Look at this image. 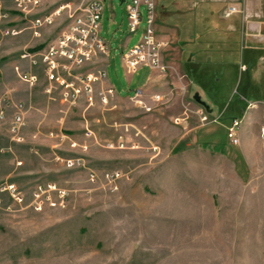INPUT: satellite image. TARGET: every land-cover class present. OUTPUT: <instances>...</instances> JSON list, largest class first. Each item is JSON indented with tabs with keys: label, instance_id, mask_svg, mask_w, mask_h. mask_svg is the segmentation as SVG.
I'll return each mask as SVG.
<instances>
[{
	"label": "rangeland",
	"instance_id": "374dc122",
	"mask_svg": "<svg viewBox=\"0 0 264 264\" xmlns=\"http://www.w3.org/2000/svg\"><path fill=\"white\" fill-rule=\"evenodd\" d=\"M104 1L113 89L103 77L90 98L65 97L40 70L32 86L10 74L25 114L17 136L0 120V264H264V0H158L164 69L143 93L150 69L121 56L145 7L132 34L130 0ZM54 17L40 26L52 37L70 23ZM33 45L10 37V60Z\"/></svg>",
	"mask_w": 264,
	"mask_h": 264
},
{
	"label": "built area",
	"instance_id": "2783aa9c",
	"mask_svg": "<svg viewBox=\"0 0 264 264\" xmlns=\"http://www.w3.org/2000/svg\"><path fill=\"white\" fill-rule=\"evenodd\" d=\"M16 10L24 16L30 15L43 0H13ZM69 0L54 10L52 16H60L63 12L70 19L69 25L61 31L59 36L45 49L30 53L23 51L20 58L25 59L29 66H41L48 81H55L64 87L65 97H76L80 92L90 98L92 84L100 78L105 77L103 71H97V75L88 74L82 76L80 70L85 65L95 64L101 57L107 55V44L100 35L101 20L104 11L103 0ZM145 7V27L139 42L126 53L122 54L121 61L125 70L135 73L140 68L160 69L161 51L165 46L163 41L156 38L154 32V0H130L126 5V19L130 33H135L140 26V7ZM52 16L36 18L32 20L34 34L43 22H51ZM9 14L0 10V21L7 19ZM8 32L6 31L5 34ZM15 34V31H10ZM74 70L76 73H74ZM17 76L21 81L32 86L37 81V76L31 72H19L15 68ZM81 76V77H80ZM80 78H84L83 80ZM81 84L75 86L78 82ZM160 100L159 96H155ZM4 99L0 97V119L4 118ZM13 114L9 124V132L17 136L24 121V104L21 102L10 103ZM205 118H203L204 120ZM240 120L234 119L227 128V138L231 144L238 143L237 133ZM259 138L264 141V109L259 124Z\"/></svg>",
	"mask_w": 264,
	"mask_h": 264
},
{
	"label": "crops",
	"instance_id": "0c3cea01",
	"mask_svg": "<svg viewBox=\"0 0 264 264\" xmlns=\"http://www.w3.org/2000/svg\"><path fill=\"white\" fill-rule=\"evenodd\" d=\"M157 1L158 0H154V32H155L156 38L160 41H163V39L157 35V32L166 29V27L169 26V23H166L167 26L158 23L157 19H159V17H157L156 15V9L157 7H159V5ZM105 2L106 1L103 0L104 11H103V16L101 20L100 35L103 33L105 24H107L106 18H108V25L111 26L117 15L116 9L112 1H108L107 3ZM122 3H124V0L120 1V5ZM61 5H63L62 0H43L42 3L40 4V7L36 11L31 13L30 15L24 16L21 12L17 11L14 8L13 0H0V10L2 12H6L9 14V17L7 19L0 21V97L4 99V105H3L4 118L0 119L1 121H6V120L11 119L12 114H13V109L10 103L11 101L17 102V100H15V96H16L15 93H10V86H8L10 83V74H12L13 76L16 75L14 71L15 68H18L22 72H25V73L31 72L32 74H35V75L37 73L36 70H40V72L42 73V76L45 78V76L43 75L44 73L42 72V68L40 66L31 67L29 66L28 62L25 59L20 58L22 51L19 53L18 57H15V59L13 58L12 60H10V57H9L10 51H7V49H10V37H11V41H14V43L15 41L20 40V39L33 41L35 45L31 46V48H28V49L26 48L27 51L37 52V51H41L45 49L50 43H52L59 36V34L61 33L63 29L60 30L59 33L57 35H54L53 37L48 36V34L52 32L51 29L47 30L48 28H42V27L37 28V34H34V29L32 28V25H31L32 20L36 18L52 16L53 15L52 12ZM170 5L171 3L169 2L167 6L165 7L162 6L158 8V12L162 14L161 10L163 8L169 9ZM11 30L15 31L16 33L10 35ZM6 31L8 32L7 34H5ZM182 33L185 34V30L183 27H182V31L180 32V34ZM195 33H196L195 31L194 32L192 31L191 35L189 34L188 37L185 38V40L187 42L194 41L195 38L193 35H195ZM105 43L107 44V55L101 57L95 63V65H98V70L103 71L106 76L105 71H106V66L108 64V58L110 55V46L106 41ZM166 45L168 44L166 43ZM166 49H164L163 52H165ZM24 50L25 49H23V51ZM88 65H85L82 68V70H86L87 69L86 67ZM136 73L137 72H135L134 74ZM155 73H156L155 71L149 70L142 84L140 85L139 88H137L136 90L137 93H143L144 91L154 89V87L156 88V84L158 83L156 81H159L158 80L159 77L155 78ZM127 83L130 85L131 80H127ZM103 85L105 87L113 89L112 84L106 80V77H104Z\"/></svg>",
	"mask_w": 264,
	"mask_h": 264
},
{
	"label": "water",
	"instance_id": "95a60500",
	"mask_svg": "<svg viewBox=\"0 0 264 264\" xmlns=\"http://www.w3.org/2000/svg\"><path fill=\"white\" fill-rule=\"evenodd\" d=\"M194 99H195L198 103H201L202 105H204V103L200 101V98H199V96H198L197 93L194 95Z\"/></svg>",
	"mask_w": 264,
	"mask_h": 264
}]
</instances>
